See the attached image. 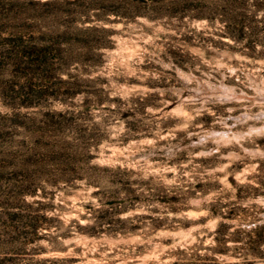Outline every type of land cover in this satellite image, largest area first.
<instances>
[{
    "label": "rangeland",
    "instance_id": "374dc122",
    "mask_svg": "<svg viewBox=\"0 0 264 264\" xmlns=\"http://www.w3.org/2000/svg\"><path fill=\"white\" fill-rule=\"evenodd\" d=\"M0 47L28 259L264 264V0H0Z\"/></svg>",
    "mask_w": 264,
    "mask_h": 264
},
{
    "label": "trees",
    "instance_id": "16d2710c",
    "mask_svg": "<svg viewBox=\"0 0 264 264\" xmlns=\"http://www.w3.org/2000/svg\"><path fill=\"white\" fill-rule=\"evenodd\" d=\"M28 54H36V63L45 62V56L40 52H25L15 51L13 49H5L0 47V70L6 65L22 64L29 57ZM24 61V62H23ZM10 148H7L4 152H10ZM13 164L5 162L0 164V197L8 191V189L13 188V186L5 185L6 182L10 181V178L6 177L9 171H11ZM262 229L264 226H259L257 229ZM37 227L32 225L30 231L22 232L15 227L0 230V264H48L51 262L50 259H39L34 261V259H28L29 245L36 243V238L33 236L36 232ZM33 234V235H32ZM24 261H21L23 260Z\"/></svg>",
    "mask_w": 264,
    "mask_h": 264
}]
</instances>
